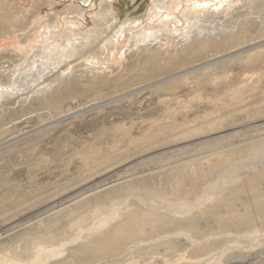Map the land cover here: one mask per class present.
I'll list each match as a JSON object with an SVG mask.
<instances>
[{"label": "bare ground", "instance_id": "1", "mask_svg": "<svg viewBox=\"0 0 264 264\" xmlns=\"http://www.w3.org/2000/svg\"><path fill=\"white\" fill-rule=\"evenodd\" d=\"M80 1L81 4L72 7L70 14L84 15V6L92 0ZM165 1L152 0L157 12L162 10ZM45 2L54 4L55 0ZM250 2L254 1H242L229 13L221 7L219 11L213 10L190 20L177 50L170 52L169 47L167 49L169 38L181 36V30L176 26L171 36L170 30L164 36L158 35L157 30L134 33L124 52L123 63L126 65L128 60L126 70H141L145 74L132 77L119 87L107 88V91L103 87L99 94H92L96 90L90 93V89L107 77L85 71L87 63L82 61V56L90 52V55L97 54L104 42L123 35L127 26L120 27L118 23L112 29L102 27L111 22L110 17L116 16L111 8L114 2L100 4L99 16L94 17V23L101 28L94 30L103 35L100 34V41L79 57L67 60L64 56L59 60L58 55L68 48L82 47L85 39L82 43L79 40L70 42L65 49L59 45L58 38L51 36L47 43L40 44L38 50L32 52L29 59L21 57L20 50H9L0 57V98L3 97L0 100V200L3 197L4 202L9 197L5 204L16 206L19 203L16 198L22 195L17 191L18 185L25 183L28 175H39L44 178L43 182H51L60 175L69 178L66 174H70L69 171L73 174L78 167L88 168L79 180L67 184L72 187L54 191L51 196L54 199L46 204L21 203L18 204L21 209L14 207L0 211V264H140L141 261V264H192L217 239L216 232L232 231L245 223L247 219L243 214L252 206L249 207L251 202L248 204V201L264 197L261 192L264 191V1ZM7 4V0H0V10ZM34 7L30 13L39 8L35 4ZM10 10L16 12L15 18L10 15L7 20L0 18V39L18 33L30 23L27 20L30 14L18 4L13 3ZM66 11L64 8L59 13ZM58 17L55 15L50 19V32L59 30ZM84 32L80 38H84ZM18 37L26 46L37 38L34 29L26 36ZM132 52L142 54V57L131 61ZM70 67H74L72 74L67 73ZM39 86L43 87L37 89ZM46 87L51 91L46 92ZM9 89L15 92H9ZM84 96L89 99L83 101ZM233 117L240 124L235 121L232 128L228 124L218 126L222 118L230 120ZM248 125L257 130L252 128L251 134L244 133L222 144H213L227 133ZM78 129L84 131L80 134ZM149 134L156 139L152 140ZM197 144L207 146L187 159L170 158L158 165L124 171L126 165L139 158H151L165 150ZM122 152L127 156L122 155L123 160L120 156L113 158V164L109 165L117 166L115 169L107 174V167L103 173L90 177L92 162ZM198 155L200 157L194 158ZM183 159L186 161L180 162ZM40 179L33 180L27 187L28 196L40 192L39 188L30 189L41 183ZM149 184L159 189V195L153 197H160L158 205L169 208L171 213L158 209L147 211L131 200L128 208L108 219L110 223L106 222L104 227L101 225L102 229L88 240L89 244L84 241L75 248L76 240L72 238L78 229L89 226L90 220L110 209L107 202L104 207L93 202L105 199L112 204L125 203L128 201L126 193L132 194V190L144 189ZM50 188L47 187V191L52 190ZM194 191L198 192L196 203L180 199ZM12 193L18 197L13 195L12 200ZM166 194L179 198L174 200ZM240 201L247 203L244 209L242 207L244 213L239 211ZM92 206L97 207L88 211ZM255 207V210L259 209V206ZM196 208L199 210L192 212ZM260 209L258 211H262ZM249 216L246 218L253 217ZM249 222L248 226L253 223ZM198 223L200 228H206L200 240H196L200 236L195 235L199 230H196ZM249 234L232 232L228 233L231 238L227 236L226 239L246 240L250 238ZM50 254L54 256L48 258Z\"/></svg>", "mask_w": 264, "mask_h": 264}, {"label": "rangeland", "instance_id": "2", "mask_svg": "<svg viewBox=\"0 0 264 264\" xmlns=\"http://www.w3.org/2000/svg\"><path fill=\"white\" fill-rule=\"evenodd\" d=\"M45 1L46 0H40V1L39 0H7V3L8 4H7L6 8L0 10V15H2V16H0V18L2 19L3 17H5V20H7L8 17H9V15H10V17L15 18L16 12L14 13L13 11L10 10L12 4L14 3L15 5L18 4V6H20V8L28 11V15L30 14V16H29L30 18H28L27 20L30 23L29 24H26V27L27 28L25 27V28L20 29V31L18 33L14 34V35H10V36H4V38H1L0 39V57L5 52H8L9 50H16V52H19V50H20L19 55L21 54V57H23V56L26 57L27 56V58L29 59V58H31L32 52H34L36 49L38 50V48L40 47V44L44 45L45 43H47L48 40H50V39H48L49 38L48 36H51L50 38H53V39L58 38L59 45H61L65 49L68 48L67 45H69L70 42H73L75 40L76 41L79 40L81 42V41H84L83 39H85V42H84V44H82L83 45L82 47H80L78 49H73V50H71V49L68 48L66 52H62L60 55H58L59 56L58 57L59 60H63V57L64 56H65L64 59H67V60H72L73 58L79 57L81 55V53H83V51H85L86 49L89 50L90 49L89 47L91 45H94L95 43H97V42L100 41V38H101L100 34L103 33V32L98 31L96 33L95 30H94V28H96V30L101 28L100 26H98L97 24L94 23V17L95 16L96 17L99 16V8L101 6L100 4H102L103 2H106V1H108L110 3L111 2H114L113 3V6L111 8H112V11L114 12V15H116V16L112 17L113 19L110 17L109 20H111V22L109 21V23H107L106 26H102V27H103V29H106V28L112 29V27L115 26L118 23H119L120 27L127 26L124 29V31H123V35L117 36V37L115 36L114 39L113 38L112 39L110 38L107 42H104L103 43L104 45L102 46V50L100 52H97V54L90 55V53H91L90 52L89 54H86L88 57H86V55L85 56H82V59H83L82 61L85 62V63H87V65H85L86 66L85 71H89L90 73H94L95 72L97 75H100L101 74L102 76L107 77L106 78L107 80H105L103 83H101L99 85H96V87L98 86L97 88H99V89H97L95 87V85H94L92 87L93 89L92 88L90 89L91 92L89 91L90 93H92L93 91L96 90L92 94H95V93L96 94H99L103 90V87H105L104 88V91H107L106 90L107 88H109V89L110 88H115L116 85H117L116 87H119V86L122 85V83L126 82L127 80H130L132 77L142 76V75L145 74V72L144 71H141V70L140 71L139 70L137 71V70L134 69L131 72L128 71V70H126L125 68H127L126 65H127L128 60L125 61V64L126 65H124V63H123L124 52H125L128 44H129V41L131 40V38H132V36H133L134 33L140 32V31H143L145 33V32H151V31L157 30L158 31V35H161L162 34L164 36V33L166 31L170 30V33H171L170 36H171L173 34V32H174L173 28H174V26H176L178 30H181V36L179 38H175V37L174 38H171V37L169 38L170 40H168L169 45H167V49L169 47L168 52H170L172 49H176L177 50L178 43H180V41H181V39L183 37V34H184V32H185V30L187 28L186 26H187V24H188V22L190 20H196L202 14H206V13L208 14L209 12H211L213 10L219 11L221 9V7H222V10H223L224 7L226 9H228L227 11L229 13L233 9L237 8L238 5L242 1H254V2H250V4H254L255 2H259L260 3V2H263L264 0H166L165 1V4L163 5L164 7L162 6V10L160 12H157L156 11V8H155L152 0H136L134 2H131L129 0H92L90 2V4H87L86 6H84V9H85L84 15H82V14L81 15H79V14H70L69 13V11L72 9V7L77 6L78 4H81V1L80 0H55V3L54 4H49L48 2H45ZM44 3H46L47 5H44ZM223 3L224 4L227 3V4L224 5V6H221V4H223ZM34 4L36 6H39V8L37 7L38 9L36 10L35 13L34 12L33 13H30V12H32L36 8V7H34ZM249 5L243 7L242 9L248 7ZM203 6H205V7L203 8ZM64 8H66L67 11L66 12H63V13H59ZM195 9H197L198 11H195ZM6 15H7V17H6ZM55 15L57 17L59 16L58 17L59 18L58 19V23H59V27L60 28H59V30L54 31L55 32L54 33V32H50L49 31V27L50 26L48 25V23L50 22V19L52 17H54ZM18 16L19 15L17 14V16H16L17 18L16 19H18ZM22 19H23V17H22ZM10 20H12V19H10ZM181 20H183V21H181ZM178 21H180V22H178ZM31 23H32V25H31ZM177 23H179V24L180 23H183V24L178 25ZM33 29H34V31L36 33L37 38L32 43H30V45L28 44L26 46V44H23L21 42V40H20V38L18 36H21V37L22 36H26V34L31 33ZM86 30H88L89 32L87 33ZM83 32L85 33L84 34L85 36H83L84 38H80V36H81L80 34L83 33ZM19 34H21V35H19ZM101 35H103V34H101ZM97 37H99V38H97ZM108 43H109V45H108ZM116 44L119 45V46H117ZM171 45H172V47H171ZM114 47H116V48H114ZM115 49H117V50H115ZM110 52H112V53H110ZM139 52L142 53V50H140ZM132 53H131V61H133V60L136 61V59H138L139 57L140 58L142 57L141 56L142 54H139L138 55V54H135L134 52H132ZM132 56H134L133 58H135V59H133ZM128 57L130 58V55ZM105 58H109L108 61H110V62L103 61V59H105ZM102 62H104V63H102ZM110 66H112L111 69H109ZM73 69H74V67H70L67 70L68 71L67 73L72 74ZM116 78H117V80H116ZM102 80H104V79H102ZM44 85H47V83H45ZM113 85H114V87H113ZM43 86H39V87H37V89H40V87H43ZM109 89H108V91H109ZM44 90L46 92L51 91L47 87L44 88ZM12 91L15 92L14 89H11V90L9 89V92H12ZM185 93H186V91H185ZM171 97H173V96H171ZM171 97L169 96L168 98H171ZM2 98L3 97L1 96V98H0L1 101L3 100ZM82 98H84V99H82L83 101H85L86 99L87 100L89 99L88 97H85V96L82 97ZM154 104H155V106H154ZM154 104H152V105L155 108H157V106H156L157 103L155 102ZM222 119H223V121L220 120V123L218 124L219 127L221 125L224 126V124L225 125L228 124V125L231 126L230 128H232L236 122H239L234 117L233 118H230V120L229 119H224V118H222ZM18 122L19 121L15 122V123H18ZM239 124H240V122H239ZM218 126H216V127H218ZM262 127L264 128V123H263ZM251 129L252 130H257V128L252 127L251 125H248V126H246L245 128H242V129L241 128L235 129L234 131H232L230 133L231 136L228 133L226 135L224 134L225 136H227L226 138L224 136L223 139L220 138V139L217 140L218 142L215 141V142H213V144L214 143L215 144H217V143L222 144L224 142H227V140H229V141L230 140H233L237 136L239 137V136L243 135L244 133L251 134L252 133L251 132L252 131ZM83 131L84 130H82V129H78V133H80V134ZM167 132H168V130H167ZM97 133H98V131H97ZM80 134H78V135H80ZM149 135H150L149 137H151V139H152L153 137L151 136V134H149ZM155 136H157V135H155ZM154 139H156V137H154L152 140H154ZM205 146H207V144L206 145H203V144H199V145L198 144L197 145H186L185 147L183 146V147L177 148L176 150H170V151L165 150L163 153L156 154L155 156H153L151 158H142V159L139 158L137 160L131 161L126 166L124 165L125 166V170L124 171L129 172L130 170H132V171L139 170L140 168H143V167H146V166H150L152 164L153 165H158V164L162 163L163 161L168 160L170 158H176V157L183 158L184 157V158L187 159V157L193 155V153H195L196 151L199 153L200 152V148H203ZM197 152H196V154H197ZM122 153H121V155H118V156H115V157H110V155H109V157H107L106 159H104L102 161L101 160H98V161L92 162L91 165H90V167H89V171H91L90 172V177H94L95 175H98V174L103 173L104 171H106V168L107 167L109 169L106 171V173L109 170L115 169L117 166L116 167L114 166V168H113V167H109V165L111 166L113 164V158H116V157H119V156L121 158L122 155L123 156L124 155L127 156V153L126 152H122ZM198 157H200V155H198L197 157H194V158H198ZM186 159H183L180 162L186 161ZM104 164H105V167H104ZM106 164H108V165H106ZM29 165H31V164L29 163ZM27 167H28V165L26 164V170H27L26 173H28V170H29V168H27ZM87 169L88 168L87 167H84V166H81L80 168L78 167L76 169V172L74 171L73 174H71V171H69L70 174L69 173L66 174V177L68 176L69 178H63V176L60 175V177H57L55 181L52 180L51 182L49 180H48L49 182L48 181L43 182V179L44 178H42L39 175H37V176L36 175L29 176L28 175V176H26L25 183L18 185L19 190H17V191L20 192V193H22V195L19 194V197H18V195L13 194V193L11 195L12 196L11 199L12 198L14 199V196H17L18 198H16L17 200L16 199L15 200L17 202H19V203H17L16 206H13V205L12 206H8L5 203L8 202L9 197L4 202H2V200L4 199L2 197L1 200H0V202H1L0 203V211H4V210H6L8 208L13 209L14 207H15L14 209H21V208L18 207L19 206L18 204H21V203L22 204L26 203V205H27V204H31V203H35V202H40V203L44 202L46 204V203H48V202H50V201H52L54 199L53 197H51V196H53L54 191L57 192L60 189L61 190H63V189L64 190L69 189L70 187H72L70 185H72L75 181L79 180V178L82 177V175H83L82 172L86 171ZM94 170H96V171H94ZM7 172H9V171H7ZM10 174H12V172H9V175ZM37 179H40L42 182L41 183H38L34 187L31 186L30 189L39 188L40 189V192H37V193L35 192V195L33 197L28 196L27 195V192H26L27 187L30 186V183L33 182V180H37ZM60 179H61V181L59 182V184H60L59 185L58 184V181ZM80 181H78V183H80ZM82 181H84V180L82 179ZM54 183H56V184L54 185ZM67 184H70V185L67 186ZM49 186H51L50 189H52V190L47 191L46 188L49 187ZM65 186H66V188H65ZM149 186H150V184H149ZM149 186L148 187H145L144 189L132 190V192H133L132 194H130V192L129 193H126L125 196L128 195L126 197V200H128V201H125V203L122 202L121 204H118V205L117 204H112L111 202L109 203V200L107 201L105 199H102L103 202L105 201L104 203H100V201L102 202L101 199L96 200L95 202L98 201L97 203L93 202L95 205L99 203L97 205L98 207H104V206H106L108 204L109 205V208L110 209L112 208L113 210L112 209L111 210L109 209V210L105 211V214H107V215L102 214L101 215L102 218H101V216L100 217H97V219L95 218L94 220L97 221V222H95L94 220H90L89 221V224H88L89 226H87V225L81 226L78 229L75 238H72V240H76V242H74V244H76L75 248L80 245L78 243H81V242L84 243V241H86L88 243L90 241L89 239H91L92 236L94 237V235H96V233H98V231L100 229H102V227H104V224H106V222L107 223H110L109 222L110 218L114 217L115 214L117 212H119L120 210L123 211V209H125V207L128 208V205H130V204H128V202L131 201V200H133L135 202L137 201L136 203H138L144 210H147V211L156 212L157 209H158V210L162 211L163 213H164V211L165 212L168 211L169 213H171L172 210H169V208L167 209V208H165L164 205H161V204L158 205V202H159V198L160 197L158 199L157 198H153V197L159 195V193L157 192V190H159V189H155V188H157L156 186H150V187ZM147 190H149V191H147ZM137 192H138V194H137ZM261 192H263L262 193V196H264V191H261ZM14 193H17V192H14ZM197 194H198V192H195L194 191L192 193H189L188 196H184L185 198H182L181 197L180 199L181 200L183 199V201H186L188 203H193L194 201L196 203L197 201L195 199H197ZM8 195H6V196H8ZM131 195H132L133 199H132ZM167 195H168L169 198H173L174 200H176L175 198H179V197H176V196L171 195V194H166V196ZM180 195L182 196V194H180ZM125 196L123 197L124 199H125ZM29 197H31V198H29ZM142 198H144L146 200H144ZM174 200H172V201L175 202ZM144 201H146V202H144ZM153 201H156V202L153 203ZM242 201H244V200H242ZM242 201H240L239 203L241 205H243V204L245 205L246 202H242ZM106 202H107V204H105ZM112 202L114 203V201H112ZM249 202H251V203L249 204ZM252 202H254L255 204L252 203ZM258 202L260 204L261 203L263 204L264 203V197L263 198L261 197V198H259L258 200H255V201H248L249 207H250V205H252V206H251L250 210L247 213H244V211H243V209H244V207H246L247 203H246L245 206L244 205L243 206L238 205L239 204L238 203L237 204L238 205V208L239 207L241 208V209L239 208L240 209L239 211L241 213L243 212L244 213L243 215L245 216L244 219H247L244 222L246 223V221H248V222L250 221V222H253V223H250L249 222L251 224L249 226H248V222L246 223L247 225H245V223H243L242 224V225H244L243 227H242V225H240L241 228L240 227H238V228L237 227L236 228L234 227L235 229L232 230V231H225V230H223V231H220L219 234H217V232H216L217 239L214 240L213 242H211L212 244H209V247L208 248H205L204 249V250H207V251H204L203 252L204 255L201 256L202 258L199 257V259L198 260L196 259L197 261L194 260V262H192V264L195 263V262H198V261H200V262L202 261L201 262L202 264H205L206 262H207L206 264H212V263L213 264H216V263L217 264H264V242H263L264 241V226H261V225L264 224V222H263L264 221L263 220L264 219V213H262V211L264 209V207H263L264 205L262 206ZM122 204H124V205H122ZM253 204H254V206H253ZM97 206H95V207L92 206L93 208L92 207L88 208L89 209L88 211H93ZM112 206L113 207L115 206V208L116 207L117 208L115 209ZM255 206H257V207L259 206L258 208L259 209L261 208L260 210H262V211H258L259 209L258 210L257 209L255 210V208H256ZM242 207H243V209H242ZM120 208H122V209H120ZM117 209H118V211H115ZM164 209H166V210H164ZM176 209L177 208H175V210ZM198 210H199V208H196L195 210L193 209L192 212L193 211L195 212V211H198ZM109 211H111V212H109ZM255 211H258V212L255 213ZM177 212H182V211L177 210ZM247 214H248V216H247ZM249 215H251V217L252 216L253 217L251 219H248L250 217ZM259 216H260V218H259ZM246 217H248V218H246ZM256 218L260 222L256 221ZM253 219H255V221L257 223L255 221H253ZM260 219H262V222H261ZM102 220L105 221V222H103ZM96 224H97V227H96ZM252 224L253 225L255 224L256 226L255 225L253 226ZM101 225H102V227H101ZM196 225H197L196 230L197 229L200 230V231L198 230V232L195 233L196 236H198V237L200 236L199 239L196 238V240H200L202 238V236H203V233H202L203 232V229L206 230V228H202V227L200 228L199 227V223L196 224ZM237 226H239V224H237ZM245 226H247V228H245ZM82 227H84V228H82ZM98 227H100V228H98ZM85 228H86V230L87 229L88 230L86 231ZM242 228L243 229L245 228V229L242 231ZM92 231H93V233H92ZM94 231H96V232H94ZM80 232H81V234H79ZM232 232L235 235H239V234L241 235L242 233L243 234L245 233V235H248L250 233L251 235L249 234L250 238H248V239L245 238L246 240L241 239L240 241L243 240L242 242L236 240L235 238L234 239H229V238L226 239L227 236L231 238V236L228 235V233L229 234H232ZM90 233H92V234H90ZM235 235H233L232 237H234ZM255 235H256V237H255ZM82 237H83V239H81ZM84 238H86V239H84ZM229 240H230V243L228 242ZM220 243H223V244H220ZM74 244L71 245V246L69 245V246L70 247H73ZM228 244H230V245H228ZM224 245H225V247H224ZM231 245L232 246L235 245V246L234 247H230ZM219 246H220L221 249H218ZM222 246H223V248H222ZM216 251H217V253H216ZM219 252H220V254H219ZM61 253H60V255H61ZM206 254L207 255L209 254V255L207 256ZM211 254H212V257H209V256H211ZM64 255L66 256L67 255V252ZM64 255H61V257L65 258ZM216 255L217 256L220 255L219 258ZM47 256L49 258V257L54 256V255L53 254H50V255H47ZM213 256H216V258L213 257ZM220 257H222L223 259L222 258L220 259ZM63 258H61V259H63ZM214 261H215V263H214ZM141 262H140V264H141Z\"/></svg>", "mask_w": 264, "mask_h": 264}]
</instances>
